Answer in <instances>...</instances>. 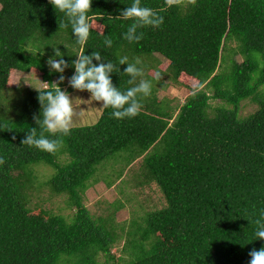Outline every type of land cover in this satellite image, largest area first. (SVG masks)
I'll return each mask as SVG.
<instances>
[{"label": "trees", "instance_id": "trees-1", "mask_svg": "<svg viewBox=\"0 0 264 264\" xmlns=\"http://www.w3.org/2000/svg\"><path fill=\"white\" fill-rule=\"evenodd\" d=\"M132 3L92 0L89 22L102 30L91 27L81 47L70 24L59 27L67 18L49 0H0V91L11 72L30 70L46 83L39 91L54 90L60 73L47 64L53 48L69 64V79L77 55L100 52L104 63L119 68L110 79L121 92L130 87L127 65L118 63L125 56L132 63L141 56L154 62L158 54L174 84L182 76L197 83L180 106L169 108L156 103L158 79L145 74L152 89L141 98L137 116L117 120L113 109L103 108L92 126L72 127L67 136L45 133L62 140L55 154L21 144L31 128L40 131L33 119L41 111L37 90L24 92L13 117L0 106V264H66L72 258L74 264H96L98 254L113 264H249V253L264 247L252 223L264 211V0H141L163 24L139 29L143 38L129 43L124 34L132 21L117 17ZM137 66L148 71L150 64ZM212 100L221 105L212 108ZM247 100L257 108L241 117ZM61 155L67 158L62 164ZM141 156L144 181L159 188L165 206L145 213L143 225L132 224L125 258L115 261L112 218L94 219L83 197L100 166L121 157L131 164ZM40 163L53 168L46 184L53 194L67 196L74 210L70 220L31 214V167ZM166 232L172 241L156 238Z\"/></svg>", "mask_w": 264, "mask_h": 264}, {"label": "rangeland", "instance_id": "rangeland-1", "mask_svg": "<svg viewBox=\"0 0 264 264\" xmlns=\"http://www.w3.org/2000/svg\"><path fill=\"white\" fill-rule=\"evenodd\" d=\"M91 25L97 31L102 30L94 22H91ZM231 46L234 47V44H231ZM26 50L28 52L34 51L31 45H27ZM137 59L140 61L139 65L144 62L150 64L148 71L144 70L146 77L148 76L150 79L155 80L157 79L156 73L161 76V79H158V84L154 87L156 89V103H160L163 106L166 105L169 108H176L191 94V87L197 85L195 81L184 76L178 79L177 84H174L167 70V61L158 54L153 56L154 62L150 61L149 57L145 58L143 56L132 58L131 60L135 62ZM236 59L241 61L239 56ZM63 75L65 80L62 83V91H66L69 86L68 72L65 71ZM58 80L59 77L54 78V83L58 82ZM45 85L41 80V75L33 70L29 72H11L7 88L0 91V106L6 116L9 118L15 116L18 103L22 100L26 90H40ZM261 92L264 93V88L261 89ZM67 94L72 99L74 110L72 127H86L95 124L103 109L102 103L91 101V94L87 92L75 90ZM209 103L212 108L221 105V102L216 100H212ZM256 108L250 101H244L239 114L241 117H246L254 113ZM142 158L143 156L135 159L131 164H126L125 159L121 157L122 160L119 159L120 162L116 159L114 162L112 160L100 166L84 193L83 204L94 219L99 217L103 219L112 218L113 225L111 230L118 238L111 247V254L114 256L115 261L119 258H125L123 249L126 245V234L128 231L135 229L132 224H142L145 213L159 210L165 206V200L159 188L152 182L147 183L144 181L142 176ZM66 160L67 158L64 155L59 156L61 164L66 162ZM31 169L35 177L34 183H30L32 190L28 191L27 203L28 208L31 209V214L44 216L45 218L63 216L66 220H70L74 210L69 209L66 205L67 196L53 194L46 184L54 173L53 168L45 163H40L32 166ZM108 179L112 182L111 186L106 184L105 180ZM157 236H160L163 241L173 240V236L169 232L157 234L156 238ZM68 261L66 264L76 263L74 258L68 259ZM96 264H113V261L107 259L103 254H98L96 256Z\"/></svg>", "mask_w": 264, "mask_h": 264}, {"label": "clouds", "instance_id": "clouds-1", "mask_svg": "<svg viewBox=\"0 0 264 264\" xmlns=\"http://www.w3.org/2000/svg\"><path fill=\"white\" fill-rule=\"evenodd\" d=\"M167 2L180 4L183 0H167ZM195 2L196 0H191V3L195 4ZM49 3L56 12L63 13L67 18V23L59 27L67 28L70 24L76 43L81 47L86 45L92 27L88 17L92 0H49ZM117 18L132 21L124 34V39L129 43L139 42L143 38V32L138 31L139 29L159 28L163 24V17L149 7H142L141 0H134V3L126 7ZM104 43L107 47H111V38L106 37ZM53 51L54 56L47 60V64L51 70L61 75L58 82L52 83L54 90H37L41 111L40 115H34L33 119L40 131L38 133L37 127L31 128L21 141L22 145L35 147L50 154L56 153L62 145V140L49 139L45 133L51 136H56L58 133L63 136L69 135L74 116L72 99L59 87V84L64 83L63 73L69 64L63 59L59 48H53ZM94 60L99 62L98 65L93 64ZM103 60L100 52H93L90 56L77 55V59L72 62L75 74L68 80L69 86L80 92H89L91 101L101 102L102 108L113 109L112 116L117 120L134 118L142 108L141 98L149 96L152 89L151 82L143 78L145 75L143 68L137 66L140 61L137 59L134 63L129 62L126 56L119 59V65H127L124 73L130 77L128 80L130 87L125 92H121L110 79V75L114 71H119V68L112 62L104 63ZM156 78L161 79L159 73H156ZM12 139L15 140L16 137L13 136ZM4 163V158L0 157V165ZM252 223L255 225L256 240L264 241V211ZM249 256L251 258L249 264H264V247L260 250L253 249Z\"/></svg>", "mask_w": 264, "mask_h": 264}]
</instances>
